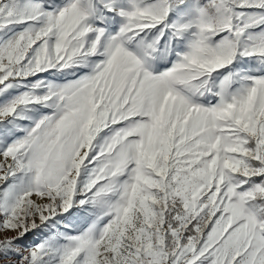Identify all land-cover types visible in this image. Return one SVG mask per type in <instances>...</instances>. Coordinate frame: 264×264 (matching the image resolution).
I'll return each instance as SVG.
<instances>
[{"label":"snow or ice","instance_id":"obj_1","mask_svg":"<svg viewBox=\"0 0 264 264\" xmlns=\"http://www.w3.org/2000/svg\"><path fill=\"white\" fill-rule=\"evenodd\" d=\"M0 264H264V0H0Z\"/></svg>","mask_w":264,"mask_h":264}]
</instances>
